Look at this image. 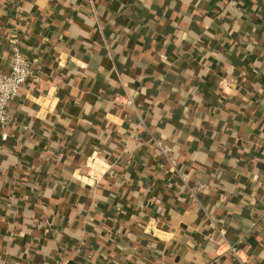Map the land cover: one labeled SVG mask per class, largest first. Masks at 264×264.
I'll return each mask as SVG.
<instances>
[{
  "label": "crops",
  "instance_id": "crops-1",
  "mask_svg": "<svg viewBox=\"0 0 264 264\" xmlns=\"http://www.w3.org/2000/svg\"><path fill=\"white\" fill-rule=\"evenodd\" d=\"M14 42L0 264H264V0H0Z\"/></svg>",
  "mask_w": 264,
  "mask_h": 264
},
{
  "label": "built area",
  "instance_id": "built-area-1",
  "mask_svg": "<svg viewBox=\"0 0 264 264\" xmlns=\"http://www.w3.org/2000/svg\"><path fill=\"white\" fill-rule=\"evenodd\" d=\"M31 76V66L29 60L19 49L18 45L14 42L10 54V66L7 73L0 70V126H4L7 122V108L9 102L14 98L21 90L26 80ZM114 102L118 105L129 106L133 105V100L130 96H119L114 98ZM156 148L159 154L169 159V153L171 148L167 144L156 142ZM174 167V166H173ZM108 164L103 162L98 157V152L90 155L87 161V182L96 183L106 173ZM183 182L187 188L189 196L193 199L197 198V194L201 190L205 189V185L200 183H194L193 185ZM229 253L235 258L239 264H244L240 255V250L236 246L226 243L218 245L217 254Z\"/></svg>",
  "mask_w": 264,
  "mask_h": 264
}]
</instances>
